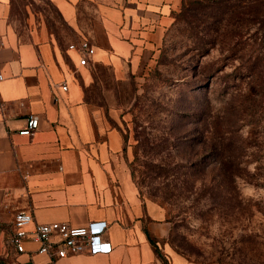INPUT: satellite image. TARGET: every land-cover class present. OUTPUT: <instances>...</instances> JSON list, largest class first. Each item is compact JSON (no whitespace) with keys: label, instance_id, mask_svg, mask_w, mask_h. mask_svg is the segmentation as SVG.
I'll return each mask as SVG.
<instances>
[{"label":"crops","instance_id":"obj_1","mask_svg":"<svg viewBox=\"0 0 264 264\" xmlns=\"http://www.w3.org/2000/svg\"><path fill=\"white\" fill-rule=\"evenodd\" d=\"M165 0H0V264H222L198 262L168 242L174 224L133 177L111 89L128 78L141 42L164 19ZM68 30L59 37L47 16ZM88 39L86 66L70 49ZM66 83L64 90L57 85ZM34 113L40 128L19 134ZM75 227L107 221L110 253L54 261L26 242L7 244L15 214ZM154 240V242H153Z\"/></svg>","mask_w":264,"mask_h":264},{"label":"rangeland","instance_id":"obj_2","mask_svg":"<svg viewBox=\"0 0 264 264\" xmlns=\"http://www.w3.org/2000/svg\"><path fill=\"white\" fill-rule=\"evenodd\" d=\"M165 2L168 13L142 40L132 72L111 89L121 114L112 124L125 133L141 192L173 222L168 242L176 251L198 262L264 264V101L254 132L250 109L243 113L235 101L253 81L245 60L256 41L264 44L253 21L256 12L264 19V0ZM47 20L59 37L67 33L57 14ZM212 22L219 28L209 32ZM237 41L233 59L230 44ZM203 131L206 146L198 141ZM232 142L242 146L235 162L244 177L225 190L217 170H202V156L208 144Z\"/></svg>","mask_w":264,"mask_h":264},{"label":"built area","instance_id":"obj_3","mask_svg":"<svg viewBox=\"0 0 264 264\" xmlns=\"http://www.w3.org/2000/svg\"><path fill=\"white\" fill-rule=\"evenodd\" d=\"M80 53L79 64L86 66L95 54V47L86 38H80L69 46ZM3 75L0 73V81ZM64 90L66 83L57 85ZM40 128V118L31 113L26 119V125L19 134L33 137ZM34 223V216L30 211H18L14 219V231L7 239V244L16 252L26 251V242L38 245V252L49 255L54 261L60 258L78 255L88 251L91 254L110 253L112 243L105 240L103 235L108 228L107 221H92L87 226L75 227L67 222L54 221L49 223H35L33 229L29 225Z\"/></svg>","mask_w":264,"mask_h":264},{"label":"trees","instance_id":"obj_4","mask_svg":"<svg viewBox=\"0 0 264 264\" xmlns=\"http://www.w3.org/2000/svg\"><path fill=\"white\" fill-rule=\"evenodd\" d=\"M213 11H212V14H214ZM226 14H228V9L225 12V14H223V17ZM255 14L256 15H254V18H253L254 24L260 22L261 29L264 30V19H261L258 17V14H259L258 12H256ZM236 15L237 17L239 16L238 17V20H239V18H241V13L239 15L238 14ZM223 17L221 18L218 17L215 21L223 22L224 21ZM230 20H232V18ZM230 20L228 23H226L227 26L232 24ZM207 25H208L207 31L209 32L215 26L219 28V25H216L215 22L209 23ZM228 34H229V30H227V33L225 34L226 36L224 37H227ZM212 41L213 40L211 39H205L204 43L207 44ZM223 41H225V39H223ZM239 43L240 41L239 42L237 41L234 45L232 43L230 44L234 52L233 55H231L233 59L236 58L235 56H236L237 47ZM240 58L242 59V57ZM245 61L249 62L248 66L247 67L245 66V68H248V71L246 74H250L253 78V81L251 83L250 88L247 90L248 92H246V94L240 95L239 97L236 95L237 98H235L236 99L235 101H238V100L240 101V106L242 107L243 113L246 110L250 109L248 116L251 117L250 122L253 125V127H255L253 129V132H254V130L257 128L258 124L260 123V118L258 117L259 115H257V113L259 112V109L262 107L263 101H264V44L263 42L256 41L253 52L250 54L249 59ZM236 75L237 74H234L233 76L235 77ZM232 108L237 109L238 107L237 108L232 107ZM230 111H232V113H237L239 110L238 111L230 110ZM217 129H218V125H217ZM204 135H205V131L201 132V136L198 141L202 142L204 146H206V140H205ZM241 142L243 143V141ZM236 143L238 142L236 141ZM241 147H242L241 145L239 147L234 145L233 142L228 143L226 146H221V147L216 145L215 143L208 144L207 147H204V149L206 150V153L203 154L202 156V161H203L201 165L203 166L202 170L204 172H207V171L214 172V169L217 170L216 177L220 179V184H223V187L225 188V190L237 189L238 180L244 177L243 175L244 168L241 167L239 163L235 162L236 157L239 155V154L236 155L237 148L239 150ZM214 161H216L215 165L212 163ZM211 164H213V167L211 166Z\"/></svg>","mask_w":264,"mask_h":264}]
</instances>
